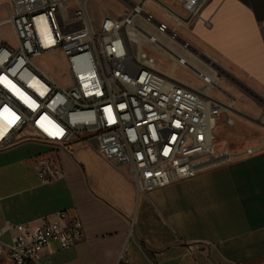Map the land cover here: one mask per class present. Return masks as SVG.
<instances>
[{"label": "built area", "instance_id": "2783aa9c", "mask_svg": "<svg viewBox=\"0 0 264 264\" xmlns=\"http://www.w3.org/2000/svg\"><path fill=\"white\" fill-rule=\"evenodd\" d=\"M89 1L3 4L0 28L9 26L16 44L0 39V150L23 142L56 151L72 143L92 144L103 159L125 165L143 193L236 156L215 150L221 113H226V124L233 121L231 107L211 95L212 88L221 89L218 81L212 86L183 82L174 71L185 66L174 64L163 48L151 41L163 52L155 47L150 53L141 42L131 45L135 34L148 42L145 34L192 45L178 29L190 26L208 0H182L181 12L153 0L161 16L147 8L146 0L132 1L121 15L106 14L98 25L91 19ZM63 3L69 7L61 11ZM139 19L155 35L139 27ZM49 51L64 61L60 80L34 61ZM159 54L171 59L169 70L158 67ZM33 167L41 183L63 177L59 164L44 154L34 158ZM6 231L12 232L8 242L1 239ZM82 237L79 218L60 210L54 219L44 217L39 223L6 222L0 227V254L9 264H50L41 258L50 241L68 248Z\"/></svg>", "mask_w": 264, "mask_h": 264}, {"label": "crops", "instance_id": "0c3cea01", "mask_svg": "<svg viewBox=\"0 0 264 264\" xmlns=\"http://www.w3.org/2000/svg\"><path fill=\"white\" fill-rule=\"evenodd\" d=\"M1 1L0 18L6 15V0ZM159 1L181 12L182 0ZM88 10L95 25L107 14L93 11L90 1ZM186 28L196 48L249 90L221 77L219 85L225 87L220 85L219 94L212 95L231 107L232 124H226L222 112L216 134L224 133L222 147L236 156L143 193L125 165L103 159L92 144L72 143L56 151L31 142L42 150L30 154L21 150L23 142L0 150V227L6 222L52 220L60 210L81 222L82 239L68 248L50 241L42 249V260L50 264H264V0H208ZM6 30L0 31V39L10 33V27ZM165 46L174 54L165 51L173 63L182 64L174 62V56H180ZM41 154L59 164L62 178L39 181L33 160ZM11 233L6 231L1 239L8 242ZM0 264H9L3 253Z\"/></svg>", "mask_w": 264, "mask_h": 264}, {"label": "rangeland", "instance_id": "374dc122", "mask_svg": "<svg viewBox=\"0 0 264 264\" xmlns=\"http://www.w3.org/2000/svg\"><path fill=\"white\" fill-rule=\"evenodd\" d=\"M135 1V0H132ZM132 1L131 0H90V3L92 4V8L93 11L98 12L100 9L103 10L105 13L110 14V15H121L123 13L124 10H126L127 6H131L132 5ZM140 1V0H139ZM1 0H0V4H1ZM145 5L147 6V8L152 11L156 16H161V11H159V9L150 1H146ZM67 7H69V5H67L66 3H63L60 5V10L63 11L65 10ZM102 11V12H103ZM137 25L139 27H141L143 30L147 31L148 34H154V31H151L148 27V25H145L144 23L141 22V20L139 19V21L137 22ZM7 27L9 26H4L2 28H0V31H2V34H4L5 30L7 29ZM189 28V26H182L179 27L178 32L186 39L188 40L193 46L195 45L194 42L191 40V38L189 37V34L186 32L187 28ZM7 31V30H6ZM155 35V34H154ZM4 37L7 39V41L10 44H16L15 43V39L14 36L11 33H7L4 35ZM159 38V40L161 41V43L168 45V46H174L176 47V45L171 42V40L167 37H163V36H157ZM140 42L142 43L141 46L145 49H147L150 53H153V48L157 47L156 49L159 52H163V50L161 48H159L157 45H155L152 42H148L146 41L144 38L140 39ZM132 46H136V43L131 42ZM195 47V46H194ZM196 48V47H195ZM199 51H201L202 53H206L205 51H203L200 48H197ZM175 52L179 53V55L181 57H183L185 60H189V62H191V64L194 66L193 69L195 70H199L209 74H212L211 71H208V67L206 65H204L203 63L199 62L198 60H195L191 57H188L186 50L181 49V48H175ZM57 52L56 51H49L46 52L44 54H42L40 57L35 58L34 61L36 62V64H38L39 66H41L46 72H48L53 78H55L56 80H60V75L65 73V65H64V61L60 58L57 57ZM157 58V62H158V67H160L161 69L164 70H169L170 69V64L172 63L171 59L165 55L159 54L156 56ZM210 70V69H209ZM174 74L177 78L187 81L193 85L196 86H205L207 85V83L205 81L202 80V78H198L196 76V73L192 70V69H186L183 66H177V68L174 71ZM205 74V73H204ZM223 80V78L220 77V79L218 80L217 84L219 85V81ZM221 87H225L224 83H220ZM219 85V86H220ZM212 86V85H210ZM218 91L216 88H212L211 90V95H218ZM224 140V133H220V134H216V142H215V150L216 151H227L226 146L222 147V142ZM220 147H222L223 149H221ZM21 150L26 151L27 153L30 154H34L37 153V151H41L42 149L34 143L31 142H26L25 144L21 145Z\"/></svg>", "mask_w": 264, "mask_h": 264}, {"label": "bare ground", "instance_id": "6f19581e", "mask_svg": "<svg viewBox=\"0 0 264 264\" xmlns=\"http://www.w3.org/2000/svg\"><path fill=\"white\" fill-rule=\"evenodd\" d=\"M124 1H126V0H124ZM137 30H140L139 27H137ZM140 31H138V33ZM135 35H136V38L133 40H135V43H137V45H139L140 39L142 36L140 35L141 37H139L138 34H135ZM145 38L148 39L150 42L152 41V42L156 43L157 45L161 46L164 49V51H169V53H171L172 56L174 55L172 52H170L171 51L170 48L163 45L156 37H153V36L150 37V35L145 34ZM171 40H172V42H175L177 45H179L183 49H185L190 57H193L194 59L203 63L204 65H206L210 69L212 74H204L199 70L193 69L194 68L193 65L191 66L189 64V62L185 61L184 59H182L178 56H174V58H175L174 62L175 63H182V64L188 66L190 69H192L196 73V75L200 76L203 80H205L207 82L208 86L216 84V82L220 79V77H223V78H227V79L231 80L239 88L249 92V90L241 82H239L235 78H233L231 76V74H228L227 71H225V69L222 66L218 65L217 62L211 56H209L206 53H202L201 51H199L194 46L185 43V41L181 38H173ZM262 104H264V103H262ZM262 113H264V112H262ZM2 133H3V131L1 132V134Z\"/></svg>", "mask_w": 264, "mask_h": 264}]
</instances>
